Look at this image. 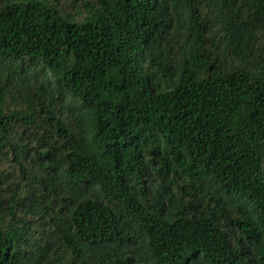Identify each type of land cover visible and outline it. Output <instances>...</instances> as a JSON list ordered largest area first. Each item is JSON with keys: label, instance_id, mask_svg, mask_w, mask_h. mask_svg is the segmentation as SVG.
I'll return each mask as SVG.
<instances>
[{"label": "trees", "instance_id": "16d2710c", "mask_svg": "<svg viewBox=\"0 0 264 264\" xmlns=\"http://www.w3.org/2000/svg\"><path fill=\"white\" fill-rule=\"evenodd\" d=\"M0 264H264V0H0Z\"/></svg>", "mask_w": 264, "mask_h": 264}]
</instances>
